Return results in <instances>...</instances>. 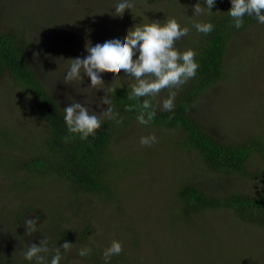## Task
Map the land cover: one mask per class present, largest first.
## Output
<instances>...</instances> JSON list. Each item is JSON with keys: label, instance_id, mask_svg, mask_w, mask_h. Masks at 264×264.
Instances as JSON below:
<instances>
[{"label": "rangeland", "instance_id": "1", "mask_svg": "<svg viewBox=\"0 0 264 264\" xmlns=\"http://www.w3.org/2000/svg\"><path fill=\"white\" fill-rule=\"evenodd\" d=\"M229 1L216 0L212 8L221 10ZM109 2L111 0H0V29L15 26L28 32L30 44H35L34 50L39 56H36V63L40 65L44 78L57 81L61 88L57 96L61 102H69L67 106L72 102L86 103L90 112L95 111L98 115L110 107V104L101 102L102 98L105 95L109 98L111 89L127 84L128 79L102 78L104 83L94 88L83 71L79 78L69 83L64 82V76L73 57L83 58L88 54L86 43L95 46L112 39H123L118 36L109 38L104 28H98L91 37L83 36L84 39L75 32L80 20L90 17L85 13L87 10L100 6L108 11ZM164 3L171 5L173 2L165 0ZM176 3L173 12L177 19L181 18L180 23L188 21L186 18L209 13L206 0H179ZM197 3L201 4L200 14L194 13ZM139 6V10L145 9L151 16L155 14L156 19L166 8L163 3ZM73 32L77 39L72 42L70 36ZM65 34L68 35L66 39ZM227 69L228 78L209 89L198 100L197 106L200 119L207 123L212 133L226 139L230 135L240 138L249 132L247 128L260 129L264 124V24L258 23L248 33L232 40ZM105 74L110 75L102 73L101 76ZM168 95V89H164L155 97L163 104ZM2 126L16 128L23 138H27L17 142L19 150L25 148L24 153L32 152L34 142L28 140L33 135L39 137L44 127L34 101L14 84L10 76L0 78ZM152 134L156 136L155 143L151 146L140 143L141 137ZM179 135V132L176 135L173 131L153 129L139 122L132 123L128 129L116 127L114 138L117 141L112 144L115 157L120 164H128L119 166L122 173L115 174L116 197L110 202L90 198L86 204L91 206L84 207L81 218L75 215L76 204L65 182L33 175L25 183L24 190L14 188L17 168L6 158L0 159V255L9 257L11 264H30L32 261L24 256L27 246L43 240L41 228L47 229L45 235L51 236V228L57 233L58 219H61L64 223L74 222L66 226L68 229L81 228V231L76 240L70 242L69 251L53 245L61 250L60 264H97V257H100L101 264H105L103 252L114 240L122 242V252L128 261L120 262L116 258L120 253L113 255L109 264H264L262 229L238 223L232 213L225 210L206 211L188 222L179 216L181 209L176 204L175 194L177 181L186 180L184 178L190 173L205 185L212 179L197 154L175 147L173 141ZM221 178L219 185H225L227 190H235L234 186H238L248 193L258 189L264 191L262 179L256 187L250 179ZM25 207H30L32 213L26 211L24 220L18 223L14 211ZM36 217H39L37 232L29 237L25 219ZM87 223L91 224L88 237L78 245L77 239ZM203 233L208 234L206 241L200 236ZM47 242L46 238V246L52 247ZM209 246L214 249H208ZM85 247L91 248L90 254L79 256V251ZM51 258L47 257V264Z\"/></svg>", "mask_w": 264, "mask_h": 264}, {"label": "trees", "instance_id": "2", "mask_svg": "<svg viewBox=\"0 0 264 264\" xmlns=\"http://www.w3.org/2000/svg\"><path fill=\"white\" fill-rule=\"evenodd\" d=\"M171 1L173 2L171 5H166L165 0H130L133 7L126 9L120 17L113 15L115 5L120 0H111L108 11L96 6L85 12L90 17L80 20L79 28L75 32L77 36L84 39L83 36L91 37L98 28H104L109 38L116 36L124 38L128 29L137 24L142 25L151 21L164 22L166 18H175L181 27L189 29L188 35L175 42L176 49L181 53L188 49L194 50L195 61L199 65L195 77L187 80L178 89H173L177 95L172 111H164L157 97L129 99L132 85L136 81L133 77L126 76L121 70L118 78H127L128 83L111 89L109 100L114 118L103 119L102 126L87 139H81L79 134L68 131L64 119V108L69 102L66 100L61 102V98L57 96L61 89L57 81L44 78L40 65L36 63L38 60L36 56H39L34 50L35 44H30L28 32L15 26L0 29V78L10 76L14 84L32 98L44 125L39 137L34 138L33 135L32 139L28 140L34 142L31 153H24L25 148L22 151L17 148L18 141L27 139L22 137L20 130L0 127V159L6 158L17 168L18 176L14 188L24 190L25 183L32 179L30 177L33 175L47 176L65 182L69 195L76 204L75 215L81 218L84 207L91 206L86 204L90 198L96 197L103 202H110L116 197L114 179L115 174L122 173L119 171L122 168L118 167L123 162L120 164L118 157H115V149L112 146L113 142L117 141V138H114L115 128L128 129L132 123L138 122V115L144 111L143 101L148 99L156 115L145 126L153 129L164 128L173 131L176 135L179 132V137L173 141L175 147L184 152L197 154L212 177L206 182L207 185L203 183L204 181L202 183L197 181L195 174L191 173L186 175L184 178L186 180L177 181L175 194L176 204L181 209L178 212L179 216L188 222L206 211L225 210L230 211L238 223L255 226L264 231V191L258 189L248 193L241 191L238 186H234L235 190H227L225 185H219L222 176L250 179L254 181L256 187L260 179L264 182V124L260 129L247 128L249 132L243 137L230 135L226 139L207 128V123L200 119V109L197 106L198 100L209 89L228 78L230 73L228 74L227 59L232 40L240 34L248 33L259 22L254 16L245 15L243 26L237 29L233 18L228 13L232 7L230 0L221 10L212 8L211 11L208 10L207 15L186 18L188 21L180 23L181 18L177 19L173 12L179 0ZM157 3L161 5L163 3L166 7L158 19L155 18V14L153 17L145 9L139 10V5L147 7ZM111 5L114 7L112 8ZM95 10L99 12L96 13ZM195 23H211L213 30L208 34L198 32L194 27ZM67 36L65 34L64 38L66 39ZM77 36L73 32L70 36L71 41H75ZM72 56L73 54L68 57ZM116 77L117 74L113 73L102 76V78ZM121 119L123 122L117 123ZM219 131L222 130L219 128ZM127 165L125 163L124 167ZM26 211H30V207L14 211L18 223H22L27 215ZM58 222L59 229L56 233L51 228V236L45 235L47 229L40 230L43 240L46 241L47 238V243L52 246H47L50 250L55 249L53 245L61 247L65 242H72L81 231V228L74 230L66 227L74 223L72 221L64 223L58 219ZM84 227L85 229L77 239L78 245L83 244L87 239L91 224L87 223ZM200 236L205 241L208 238L207 233ZM40 243L41 240L37 242V245ZM209 248L212 250L213 247L209 246ZM54 254V251H49L40 255L47 259ZM116 258L123 263L128 261L124 252ZM8 259L9 257L0 255V264H11ZM31 261L36 263L35 258ZM95 261L101 264L100 257H97Z\"/></svg>", "mask_w": 264, "mask_h": 264}, {"label": "clouds", "instance_id": "3", "mask_svg": "<svg viewBox=\"0 0 264 264\" xmlns=\"http://www.w3.org/2000/svg\"><path fill=\"white\" fill-rule=\"evenodd\" d=\"M207 8L211 11L216 0H206ZM200 3L194 6V13L200 14L202 8ZM231 9L228 12L233 18L234 26L239 29L243 26V17L245 15L254 16L260 24H264V0H231ZM133 4L130 0H120L115 5L114 16L122 17L126 9H131ZM194 27L198 32L208 34L213 30L211 23H195ZM90 31V30H89ZM189 29L181 27L175 18H166L164 22L151 21L142 25H135L128 29L126 36L121 39H112L95 46L91 42L86 43L85 50L88 53L83 58L71 59V64L64 76V82L69 83L81 76V71L91 79V86L96 87L104 83L101 74H118L123 70L126 76L133 77L136 81L132 85L129 99L141 97H155L162 90L168 89L169 95L163 101L164 111L174 109V100L178 89L190 78L195 77L198 63L195 61L196 53L192 49L180 52L175 47V42L188 35ZM138 53V57H137ZM134 57H136L134 59ZM101 102L110 104V100L105 95ZM142 111L137 120L142 125H148L155 117L156 112L152 108L151 101L144 99ZM152 109V110H150ZM150 110V111H149ZM64 119L68 131L73 134H79L81 139H87L89 135L102 126V117L114 118L110 107L99 113L89 110L86 103L72 102L64 108ZM122 119L117 123H122ZM67 139V138H66ZM156 142L155 134L147 137H141L140 143L145 146H151ZM36 219H25L27 228L26 235L29 237L37 232ZM65 252L72 247L71 243L65 242L61 246ZM122 242L112 241L111 245L103 252L105 264L113 255H119L122 252ZM54 251L50 264H60L62 259L60 248L50 250L46 246V241L42 240L39 245L33 243L28 245L24 256L31 261L35 258L36 264H47L46 258L41 253ZM91 248H83L79 251V256L89 255Z\"/></svg>", "mask_w": 264, "mask_h": 264}]
</instances>
